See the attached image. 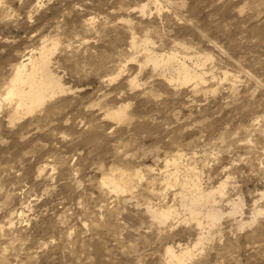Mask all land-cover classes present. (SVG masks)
<instances>
[{"label":"rangeland","instance_id":"374dc122","mask_svg":"<svg viewBox=\"0 0 264 264\" xmlns=\"http://www.w3.org/2000/svg\"><path fill=\"white\" fill-rule=\"evenodd\" d=\"M44 45L65 92L18 114L7 86ZM223 183L220 222L194 220L193 184ZM170 247L264 264V0H0V264H178Z\"/></svg>","mask_w":264,"mask_h":264},{"label":"bare ground","instance_id":"6f19581e","mask_svg":"<svg viewBox=\"0 0 264 264\" xmlns=\"http://www.w3.org/2000/svg\"><path fill=\"white\" fill-rule=\"evenodd\" d=\"M148 43L149 42H145V45H148ZM56 45L57 44H55V46ZM145 50L147 51V49ZM52 53L53 50L49 51L47 46L44 45L38 53H30L25 56L16 68L15 74L10 79L9 85L7 86L4 99L10 104L16 105L18 114H33V112L37 111L47 99L50 100L51 98L56 97L57 94L59 95L60 93L63 94V92H65L64 84L61 83L60 77L50 69V56H52ZM152 53L150 54L151 56L148 57V60L154 65L155 69L162 66L170 67L176 64L179 76L178 80L181 81L182 84L187 85V83L194 81L199 85L198 83L204 80L203 73L198 72L196 69H192L185 60H180L178 57L179 54L172 53L167 56H158L154 54L152 55ZM35 54L38 56L36 57ZM196 88L195 90H197ZM114 113L118 119H124L127 116L123 110H118ZM111 185L116 191L123 189L118 183L112 182ZM224 188L226 189L225 183L219 186L217 190L206 192L202 190L199 184H193L191 190L192 198L189 201V195V198L187 199L188 201H186V206L194 220H197L199 216L204 215L212 224H216L222 219L221 217L224 213L215 207L214 202H217L215 200L217 193L220 195L224 194ZM242 201L243 200L240 199L238 203H233L232 214H238L242 211ZM151 210L150 213L153 216L152 218L162 225L177 215L176 211L172 208L163 211H161V209L160 211ZM200 224L201 223H199V225ZM167 255L170 259L169 263L176 262L178 264H186V261L193 256L189 249H185V251L182 250L181 253H176L171 247L168 248Z\"/></svg>","mask_w":264,"mask_h":264}]
</instances>
